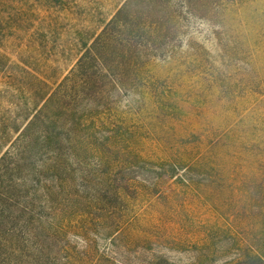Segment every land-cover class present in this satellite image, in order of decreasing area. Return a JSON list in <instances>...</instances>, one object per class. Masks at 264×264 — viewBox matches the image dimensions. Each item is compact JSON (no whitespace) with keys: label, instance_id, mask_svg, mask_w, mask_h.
Returning a JSON list of instances; mask_svg holds the SVG:
<instances>
[{"label":"rangeland","instance_id":"rangeland-1","mask_svg":"<svg viewBox=\"0 0 264 264\" xmlns=\"http://www.w3.org/2000/svg\"><path fill=\"white\" fill-rule=\"evenodd\" d=\"M127 1L77 0L73 15L99 34ZM171 9L181 17L163 51L92 88L102 99L80 97L77 115L47 114L25 142L40 82L55 90L83 50L61 39L51 54L59 28L39 51L7 45L16 64L0 68V159L14 200L0 264H259L264 0ZM79 119L66 141L62 124Z\"/></svg>","mask_w":264,"mask_h":264},{"label":"trees","instance_id":"trees-1","mask_svg":"<svg viewBox=\"0 0 264 264\" xmlns=\"http://www.w3.org/2000/svg\"><path fill=\"white\" fill-rule=\"evenodd\" d=\"M172 1L182 3V6L190 10L217 6L220 3V0H128L103 32L94 34L92 28L87 31L83 18H74L73 10L78 7L77 0H0L1 69L9 70V65L16 64L5 50L8 44L22 48L20 42L25 41L27 47L39 51L46 47L44 43L49 34L57 35L56 28H59V33L51 54L61 39L63 45L71 52H75L76 49L83 50L75 68L55 90L48 93L49 84L40 82V87L45 92L42 106L21 134L22 142L31 139L28 134H31L39 124L44 125L43 119L48 117L47 114L61 111L62 116L69 117L75 111L77 115L79 107L75 104L80 97H87L92 105L102 99V92L93 91L92 88L98 89L100 85L105 84L104 80H109L110 77L123 81L126 75L132 71L136 73L139 66H144L146 63L144 58L149 57L155 49L163 51L176 30V20L181 17L174 15L171 9ZM36 24L39 27L35 30ZM95 24V21L91 23L92 26H96ZM165 26L169 28L167 32ZM24 73L33 75V71L29 70H25ZM33 77L37 79L36 76ZM89 113L86 111L88 117ZM68 123L70 125L62 124L66 141L70 138L69 132L86 124L83 119L73 123L69 120ZM93 123L94 121L91 122ZM4 160L0 159L1 224L4 220L3 214L10 207V201L14 200L2 186L3 173L9 172L1 170ZM132 166L128 169L130 170ZM61 171L62 174H57L58 176L63 175V169ZM59 186L62 187L61 182ZM256 260L259 264H264V255H257Z\"/></svg>","mask_w":264,"mask_h":264}]
</instances>
